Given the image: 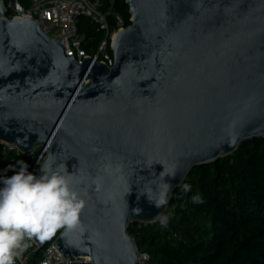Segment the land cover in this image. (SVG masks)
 <instances>
[{
    "label": "water",
    "instance_id": "1",
    "mask_svg": "<svg viewBox=\"0 0 264 264\" xmlns=\"http://www.w3.org/2000/svg\"><path fill=\"white\" fill-rule=\"evenodd\" d=\"M124 2L108 67L0 0V142L46 145L36 175L50 164L85 201L51 239L69 261L138 264L131 225L158 223L192 168L264 140V0Z\"/></svg>",
    "mask_w": 264,
    "mask_h": 264
},
{
    "label": "trees",
    "instance_id": "2",
    "mask_svg": "<svg viewBox=\"0 0 264 264\" xmlns=\"http://www.w3.org/2000/svg\"><path fill=\"white\" fill-rule=\"evenodd\" d=\"M16 1L28 7L29 0ZM113 11L129 25L124 0H116ZM90 33L97 45L102 34L91 26ZM20 161L29 170L20 157L0 165V179L14 175ZM159 222L128 228L151 264H264V140L246 141L216 163L192 168Z\"/></svg>",
    "mask_w": 264,
    "mask_h": 264
},
{
    "label": "built area",
    "instance_id": "3",
    "mask_svg": "<svg viewBox=\"0 0 264 264\" xmlns=\"http://www.w3.org/2000/svg\"><path fill=\"white\" fill-rule=\"evenodd\" d=\"M2 1L7 11V18L29 17L42 27L44 34L50 39L64 40L66 56H72L79 64L85 57H89L93 62L112 66L110 41L117 30L126 27L122 17L113 11L116 0H105V3L102 0H29L27 8L21 6L16 0ZM104 9H109L110 12L105 13ZM83 18L88 20L89 25L96 32L102 34L97 45L94 44V39L80 32L79 23ZM110 19L113 26L110 25ZM85 82L84 78L80 85ZM46 153V145H39L29 155H24L14 144L0 142V165H13L22 157L30 164L28 171L36 175ZM53 245L54 239L42 249L36 264H92L90 257L79 256L76 260L69 261V258H64ZM29 252H31L30 249L17 260L16 264H30L31 253ZM136 254L138 264H151L147 253L137 250Z\"/></svg>",
    "mask_w": 264,
    "mask_h": 264
},
{
    "label": "clouds",
    "instance_id": "4",
    "mask_svg": "<svg viewBox=\"0 0 264 264\" xmlns=\"http://www.w3.org/2000/svg\"><path fill=\"white\" fill-rule=\"evenodd\" d=\"M19 164L14 175L0 179V264H16L33 240L44 243L61 229L67 234L80 228L85 207L59 169L45 163L37 176Z\"/></svg>",
    "mask_w": 264,
    "mask_h": 264
},
{
    "label": "rangeland",
    "instance_id": "5",
    "mask_svg": "<svg viewBox=\"0 0 264 264\" xmlns=\"http://www.w3.org/2000/svg\"><path fill=\"white\" fill-rule=\"evenodd\" d=\"M105 13H109L110 10L109 9H104L103 10ZM88 20L83 18L80 20V23H79V30L80 32L84 33L88 38H90L91 36V33H90V26H88ZM93 53V52H92ZM31 253V262L30 264H36L38 262V259L42 253V250H40L37 254H34L32 252H29Z\"/></svg>",
    "mask_w": 264,
    "mask_h": 264
}]
</instances>
